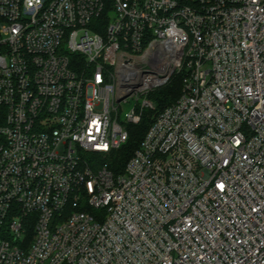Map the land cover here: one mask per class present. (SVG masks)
<instances>
[{"label": "built area", "instance_id": "built-area-1", "mask_svg": "<svg viewBox=\"0 0 264 264\" xmlns=\"http://www.w3.org/2000/svg\"><path fill=\"white\" fill-rule=\"evenodd\" d=\"M0 235V264H264V0H0Z\"/></svg>", "mask_w": 264, "mask_h": 264}, {"label": "trees", "instance_id": "trees-1", "mask_svg": "<svg viewBox=\"0 0 264 264\" xmlns=\"http://www.w3.org/2000/svg\"><path fill=\"white\" fill-rule=\"evenodd\" d=\"M182 1L188 5L195 4V0ZM184 76L185 74L182 72L175 74L168 85L149 94V99L155 104V110H146L142 115L141 122L129 127V141L113 158L111 169L114 173H121L129 159L139 149L141 142L153 125L155 114L165 110L180 98Z\"/></svg>", "mask_w": 264, "mask_h": 264}, {"label": "rangeland", "instance_id": "rangeland-1", "mask_svg": "<svg viewBox=\"0 0 264 264\" xmlns=\"http://www.w3.org/2000/svg\"><path fill=\"white\" fill-rule=\"evenodd\" d=\"M143 97L142 96H134L128 99L127 102H122L121 105L118 106L119 117L121 121L125 120V115L131 112L136 107H140L142 105Z\"/></svg>", "mask_w": 264, "mask_h": 264}, {"label": "water", "instance_id": "water-1", "mask_svg": "<svg viewBox=\"0 0 264 264\" xmlns=\"http://www.w3.org/2000/svg\"><path fill=\"white\" fill-rule=\"evenodd\" d=\"M122 100V98L121 99H119V102Z\"/></svg>", "mask_w": 264, "mask_h": 264}]
</instances>
